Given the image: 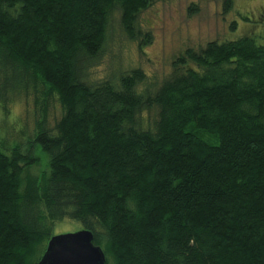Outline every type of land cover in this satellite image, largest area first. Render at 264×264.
Returning a JSON list of instances; mask_svg holds the SVG:
<instances>
[{"label": "trees", "instance_id": "1", "mask_svg": "<svg viewBox=\"0 0 264 264\" xmlns=\"http://www.w3.org/2000/svg\"><path fill=\"white\" fill-rule=\"evenodd\" d=\"M157 1L0 0V109L30 98L48 156L36 175L33 147L0 138V264H37L64 219L105 264H264V47L186 48L153 88L139 68L87 81L111 14L141 50Z\"/></svg>", "mask_w": 264, "mask_h": 264}, {"label": "rangeland", "instance_id": "2", "mask_svg": "<svg viewBox=\"0 0 264 264\" xmlns=\"http://www.w3.org/2000/svg\"><path fill=\"white\" fill-rule=\"evenodd\" d=\"M232 8L225 11L223 0H165L153 3L138 15L137 25L150 32L152 42L141 50L137 40H130L121 30L118 11L110 16L106 44L99 61L87 71V81L117 80L128 70L141 69L147 80L139 89L153 88L172 72V61L186 48L195 50L208 42L235 40L250 31L257 44L264 47V30L248 25L251 15L259 7L258 0H231ZM194 7L189 10L190 6ZM251 24V23H250ZM114 82V83H115ZM28 110V117L25 111ZM60 105L53 100L48 108L50 126L59 119ZM146 118L148 114L144 115ZM152 116V113H151ZM35 112L30 98L15 101L5 114L0 109V138L8 147H33L39 162L32 173L48 171V156L38 144L32 143L35 135ZM81 225L64 219L54 224L53 237L80 231Z\"/></svg>", "mask_w": 264, "mask_h": 264}, {"label": "water", "instance_id": "3", "mask_svg": "<svg viewBox=\"0 0 264 264\" xmlns=\"http://www.w3.org/2000/svg\"><path fill=\"white\" fill-rule=\"evenodd\" d=\"M37 264H105L102 250L87 230L52 237Z\"/></svg>", "mask_w": 264, "mask_h": 264}, {"label": "flooded vegetation", "instance_id": "4", "mask_svg": "<svg viewBox=\"0 0 264 264\" xmlns=\"http://www.w3.org/2000/svg\"><path fill=\"white\" fill-rule=\"evenodd\" d=\"M259 7L256 8L254 15H251V21L248 25L252 28L264 30V0H258ZM250 33V31L248 32Z\"/></svg>", "mask_w": 264, "mask_h": 264}]
</instances>
